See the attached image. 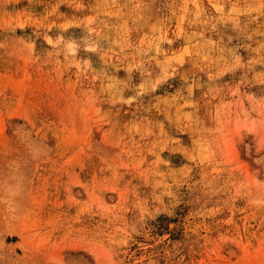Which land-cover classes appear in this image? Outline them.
Masks as SVG:
<instances>
[{"label": "rangeland", "instance_id": "374dc122", "mask_svg": "<svg viewBox=\"0 0 264 264\" xmlns=\"http://www.w3.org/2000/svg\"><path fill=\"white\" fill-rule=\"evenodd\" d=\"M0 264H264V0H0Z\"/></svg>", "mask_w": 264, "mask_h": 264}]
</instances>
